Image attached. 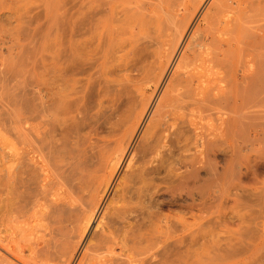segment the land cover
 Wrapping results in <instances>:
<instances>
[{"label": "bare ground", "instance_id": "6f19581e", "mask_svg": "<svg viewBox=\"0 0 264 264\" xmlns=\"http://www.w3.org/2000/svg\"><path fill=\"white\" fill-rule=\"evenodd\" d=\"M97 6V24L74 23L69 66L149 51L154 83H109L135 99L124 133L104 148L57 137L83 97L77 83L52 93L42 83L40 176L16 186L18 164L1 167L0 264H171L160 255L186 229L197 236L220 192L252 173L251 136L264 128V0H90Z\"/></svg>", "mask_w": 264, "mask_h": 264}, {"label": "rangeland", "instance_id": "374dc122", "mask_svg": "<svg viewBox=\"0 0 264 264\" xmlns=\"http://www.w3.org/2000/svg\"><path fill=\"white\" fill-rule=\"evenodd\" d=\"M92 9L90 0H0L1 180L8 179L6 170H1L2 165L14 163L18 164L14 185L31 176H40L37 165L40 164L42 83L49 87L50 93L60 90L62 83H77L81 90L79 96L83 97L82 113L69 128L57 126V137L64 134L70 144L86 142L88 146L98 145L99 148L124 133L129 123L123 125L122 120L135 99L124 85L114 87L109 83H154L149 81L152 79L149 51L137 50L107 67L100 64L102 59L96 58L69 66L67 59L73 49L74 23L79 22L85 31V26L101 20L102 8ZM60 44L65 61L61 70L57 56ZM53 104V100L48 102L50 106ZM263 132L264 128L259 133L254 130L251 136L252 146L248 150L251 175L234 178L226 190L220 192L218 207L215 205L212 212H203L197 236L192 234V229H186L184 242L172 243L160 257L167 258L171 264L180 263V258L184 264H264ZM163 174L164 171L159 178L156 176V183L162 184ZM149 201L148 197L146 203ZM4 202L0 203V214L6 209ZM31 220L34 222L25 226L30 237L36 238L40 231L36 230L35 218ZM132 220L135 219L132 217Z\"/></svg>", "mask_w": 264, "mask_h": 264}]
</instances>
